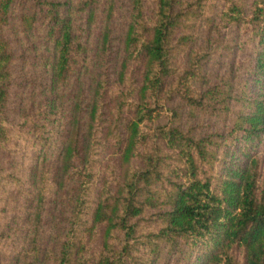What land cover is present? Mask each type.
Here are the masks:
<instances>
[{"label":"trees","instance_id":"1","mask_svg":"<svg viewBox=\"0 0 264 264\" xmlns=\"http://www.w3.org/2000/svg\"><path fill=\"white\" fill-rule=\"evenodd\" d=\"M0 264H264V0H0Z\"/></svg>","mask_w":264,"mask_h":264}]
</instances>
